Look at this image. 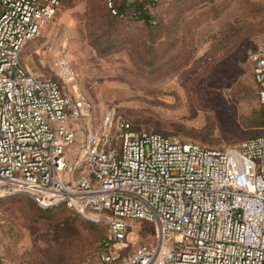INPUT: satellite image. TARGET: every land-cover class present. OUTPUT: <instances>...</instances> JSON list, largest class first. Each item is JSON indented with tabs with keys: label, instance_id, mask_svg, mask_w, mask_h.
<instances>
[{
	"label": "built area",
	"instance_id": "built-area-1",
	"mask_svg": "<svg viewBox=\"0 0 264 264\" xmlns=\"http://www.w3.org/2000/svg\"><path fill=\"white\" fill-rule=\"evenodd\" d=\"M104 1L126 19L116 0ZM59 6L0 0V198L27 194L45 209L106 213L97 264H264V134L207 148L137 130L113 109L91 131V103L66 91L74 79L66 55L57 56L61 81L35 75L20 60ZM249 60L264 107V47ZM77 122L87 135L70 157ZM128 220L152 224L154 239L124 255Z\"/></svg>",
	"mask_w": 264,
	"mask_h": 264
},
{
	"label": "rangeland",
	"instance_id": "rangeland-1",
	"mask_svg": "<svg viewBox=\"0 0 264 264\" xmlns=\"http://www.w3.org/2000/svg\"><path fill=\"white\" fill-rule=\"evenodd\" d=\"M151 16L153 25L119 21L104 0H60L55 17L30 40L38 47L30 60L41 76L61 81L57 56L68 57L74 79L64 85L91 103V131L113 109L137 130L207 148L263 135L249 53L264 47V0H161ZM74 127L70 157L87 135L84 122ZM44 209L27 194L0 198V262L97 264L107 214ZM153 239L152 224L128 220L123 254Z\"/></svg>",
	"mask_w": 264,
	"mask_h": 264
},
{
	"label": "trees",
	"instance_id": "trees-1",
	"mask_svg": "<svg viewBox=\"0 0 264 264\" xmlns=\"http://www.w3.org/2000/svg\"><path fill=\"white\" fill-rule=\"evenodd\" d=\"M115 6L118 13L126 16V19H122L119 16L111 15L110 12L106 9L105 1H104V7L108 12V14L119 21H126L132 23L134 22V23L148 24V25L154 24V22L152 21L153 17L151 16L152 5H150V2L148 0H116ZM58 206H65V205H58ZM51 208H46L44 210H51Z\"/></svg>",
	"mask_w": 264,
	"mask_h": 264
},
{
	"label": "crops",
	"instance_id": "crops-1",
	"mask_svg": "<svg viewBox=\"0 0 264 264\" xmlns=\"http://www.w3.org/2000/svg\"><path fill=\"white\" fill-rule=\"evenodd\" d=\"M37 44L36 42H28L26 44V48H24V50L22 51V59H21V63L28 69L30 70L32 73H34L35 75L41 76V73L39 71V68H37V66H35L34 64H32L31 60H30V55L32 53L37 52ZM36 58V56H35Z\"/></svg>",
	"mask_w": 264,
	"mask_h": 264
}]
</instances>
